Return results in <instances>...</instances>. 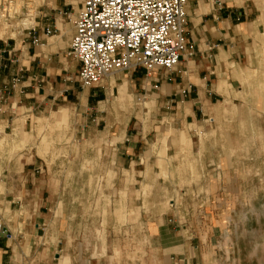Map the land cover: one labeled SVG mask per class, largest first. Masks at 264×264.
Segmentation results:
<instances>
[{
    "label": "rangeland",
    "instance_id": "obj_1",
    "mask_svg": "<svg viewBox=\"0 0 264 264\" xmlns=\"http://www.w3.org/2000/svg\"><path fill=\"white\" fill-rule=\"evenodd\" d=\"M81 2L46 0L37 21L52 10L69 23ZM254 2L264 13V0ZM258 20L241 44V82L198 123L175 120L145 93L116 87L99 96L101 88L81 86L65 102L74 109L40 129L42 158L32 161L54 201L48 264H264V15Z\"/></svg>",
    "mask_w": 264,
    "mask_h": 264
},
{
    "label": "crops",
    "instance_id": "obj_2",
    "mask_svg": "<svg viewBox=\"0 0 264 264\" xmlns=\"http://www.w3.org/2000/svg\"><path fill=\"white\" fill-rule=\"evenodd\" d=\"M79 10L69 23L62 14L46 11L35 33L0 41V264H48V211L54 201L35 179L41 169L32 160L42 157L34 143L53 114L74 109L65 106L68 98H79L80 62L69 55ZM259 10L254 0H188L185 35L193 50L172 70L116 72L96 86L99 96L124 87L133 96L145 93L162 108L175 110L177 121L198 123V116H206L217 99L228 98L236 81L241 82V44L247 47L264 15ZM124 129L121 134L127 135L128 127ZM121 142L134 149L143 144L127 138Z\"/></svg>",
    "mask_w": 264,
    "mask_h": 264
},
{
    "label": "built area",
    "instance_id": "obj_3",
    "mask_svg": "<svg viewBox=\"0 0 264 264\" xmlns=\"http://www.w3.org/2000/svg\"><path fill=\"white\" fill-rule=\"evenodd\" d=\"M187 1L83 0L69 51L80 62V85L96 87L116 72L177 67L184 54L193 50L185 35ZM45 3L0 0V41L15 42L35 33Z\"/></svg>",
    "mask_w": 264,
    "mask_h": 264
},
{
    "label": "bare ground",
    "instance_id": "obj_4",
    "mask_svg": "<svg viewBox=\"0 0 264 264\" xmlns=\"http://www.w3.org/2000/svg\"><path fill=\"white\" fill-rule=\"evenodd\" d=\"M121 94H124V92H125V88L123 87V88H121ZM70 263V261H69V259L68 258H66V259H64L63 261H62V264H69Z\"/></svg>",
    "mask_w": 264,
    "mask_h": 264
}]
</instances>
